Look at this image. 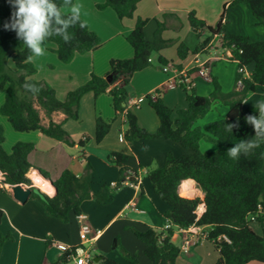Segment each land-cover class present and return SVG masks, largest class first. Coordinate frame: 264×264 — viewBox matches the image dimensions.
I'll return each instance as SVG.
<instances>
[{
	"label": "trees",
	"instance_id": "trees-1",
	"mask_svg": "<svg viewBox=\"0 0 264 264\" xmlns=\"http://www.w3.org/2000/svg\"><path fill=\"white\" fill-rule=\"evenodd\" d=\"M74 1L72 0L73 4ZM140 1L103 0L96 8L112 9L119 20L132 19ZM56 2L60 4L62 0ZM237 4L247 7L257 26L264 25V0H232L229 6ZM12 11L7 0H0V91L7 87L0 106V115L12 130L16 133L38 131L66 146L78 145L83 148L88 141L87 136L75 143L63 130L62 123L52 122L50 116L61 112L64 121L78 120V104L84 94L91 92L95 97L108 94L115 113H124L127 128L123 137L127 143L161 138L177 143L189 151L179 158L168 153L161 167L151 169L147 173L154 193L168 206L163 217L172 225L166 231L152 228L143 232L133 230L134 236L145 245L144 254L151 264H177L179 249L170 241L173 229L184 230L190 226L210 228L206 239L219 254L215 264L264 263V236L257 235L249 225L250 216H254L255 221L264 222V143L248 156L241 155L239 159H232L227 155V150L240 140H247L251 133L255 135L253 126L245 122V117L249 114L258 116L259 113L254 107L243 109V101L248 94L256 92L260 93L259 100H264V41L252 42L247 36L227 34L220 22L214 28L207 27L194 13H189L188 22L193 32L198 33L205 28L210 36H219L221 48L229 51L230 59L236 62L237 71L233 87L224 93L217 79L212 78L213 91L207 97H200L183 80L177 85L184 93L187 107L177 110L175 117L160 97L161 91L156 90L147 95L146 100L159 119V127L155 132H148L138 126L136 117L125 110V105L130 94L129 84L133 74L147 68L150 65L148 59H152L154 54L171 44L170 41L162 39V25L158 24L152 42H148L144 33L147 21L137 18L133 30L126 36V42L133 52L132 57L111 60L109 72L105 77L91 75L85 84L70 91L63 101H59L50 87L30 78L35 72L29 63L32 53L23 41L17 38L14 31L4 28ZM68 31L72 35L70 43H65L60 36L47 39L55 45L54 54L59 62L68 64L76 55L99 48V38L89 31L87 26L82 29L77 24ZM207 40L193 50L180 44L177 48L178 59L183 61L190 54L199 53ZM157 61L160 66L169 63L162 56H159ZM251 65V73L245 77L243 69ZM25 82L35 84L40 89L39 93L34 95L25 90ZM214 102L226 106L227 114L202 127L196 126V123L210 112ZM35 106L49 119L47 126L41 125ZM237 120L239 128L228 132L226 124L235 123ZM110 126L111 122L96 118V143L108 134ZM4 141L3 129L0 127V170L4 175L3 184L31 186L27 174L32 166L27 157L33 149V144L16 143L6 152L3 149ZM201 142L211 144L214 150L202 152ZM127 159L126 155L115 152L110 153L108 157L109 163L119 167L122 172L126 170ZM187 179L193 180L204 193L205 211L197 221L195 210L200 200L182 198L178 194L179 186ZM51 183L55 188V194L51 198L38 190L32 192L31 197L39 199L49 215L62 223H68L70 214L80 215V207L84 201L94 200L98 206L109 205L115 189L102 185L99 190L93 192L92 169L89 164L85 166L83 176L76 177L70 171L64 170L59 178ZM119 185L120 182L116 187ZM2 216L0 210V222ZM11 240L10 234L0 232V251L3 244ZM112 250H119L123 262L101 255L98 257V264H139L137 257L123 250L118 240L114 241ZM74 255L75 248H72L51 264H69Z\"/></svg>",
	"mask_w": 264,
	"mask_h": 264
},
{
	"label": "crops",
	"instance_id": "crops-1",
	"mask_svg": "<svg viewBox=\"0 0 264 264\" xmlns=\"http://www.w3.org/2000/svg\"><path fill=\"white\" fill-rule=\"evenodd\" d=\"M231 1L141 0L132 19L119 20L112 9L96 8L103 0H75L74 4L80 7L81 20L89 31L99 38L100 46L95 51L76 55L68 64L56 60L57 70H64V78L54 76L50 82L55 86L63 80L58 85L63 88L59 92V100L65 99L68 92L85 84L91 75L105 77L109 72L111 60L132 57L133 52L126 42V36L133 30L137 18L147 21L144 28L146 41L152 42L154 32L160 24L163 27L162 39L171 42L169 47L152 56V63L147 68L134 73L130 79V94L125 110L136 117L140 128L155 132L159 127V119L146 100V96L156 90L161 91L160 97L173 111V117L177 110L186 109L184 93L177 85L178 73L188 74L191 88L197 96L207 97L211 94L212 78L217 79L224 93L229 92L237 71L236 62L230 59L229 51L221 48L219 36H210L205 28L198 33L193 32L188 15L194 13L207 27L214 28L220 22L227 34L247 36L252 42L264 41V25H256V20L245 5L230 7ZM68 12L70 9H67L66 13ZM206 39L208 40L199 53L190 54L183 61L178 59L177 48L180 44L193 50ZM49 43L51 42L46 40L42 47L45 53L48 50L54 53L55 45ZM159 56L169 62L170 71H161L157 61ZM206 61H209L207 65L210 66L209 78H204L202 73L201 65ZM59 63L65 66H59ZM252 67L251 65L244 68L245 77L250 75ZM256 94L259 100V92L245 97L244 101L247 100L248 103H243V109L254 107L252 100ZM227 111L226 106L214 102L210 112L198 121L196 126L202 127L219 120ZM78 115V120L64 121V115L56 112L50 116V120L57 124L62 123L63 130L75 143L87 136L88 141L83 148L78 145L66 146L38 131L16 133L12 128H2L5 137L3 149L9 152L16 143L33 144V149L27 157L32 166L27 175L32 184L28 187L42 191L41 193L49 198L53 193L35 185L32 176L37 173L32 171L40 172L54 182L64 170L70 171L76 177L83 176L85 166L89 164L92 169L93 192L99 190L102 185L115 188L112 202L107 206H98L94 200L84 201L80 207V215L70 214L68 223H62L49 215L39 199L30 196L24 203H19L12 197L8 185L0 187V210L3 213L0 232L8 233L12 237V240L4 243L1 248L0 264H51L63 254L56 249L54 243L69 250L82 246L92 257V264H98V257L101 255L123 262L119 250H112L115 240H118L123 250L135 255L139 264H151L144 254L145 245L134 236L133 230L143 232L152 228L161 231L165 223L163 214L168 210V206L154 193L147 173L151 169L161 167L168 153L179 158L189 151L177 143L161 138L127 143L123 137L127 128L124 113H115L108 94L97 97L91 92L84 94L79 100ZM39 116L41 125L47 126L49 119L40 113ZM97 117L111 122L108 134L99 143L94 139ZM200 150L213 151L214 147L207 142H201ZM113 152L128 157L125 171L122 172L119 167L109 163V154ZM119 182V187H116ZM178 194L186 199H204V193L191 179L181 183ZM79 216L84 219L81 221ZM83 224L89 226V233H82ZM249 225L257 235L264 236V222L253 221ZM209 231V227H194L193 231L173 229L170 241L179 249L177 264H215L219 254L205 237ZM186 240L190 245L188 252L183 253L181 247Z\"/></svg>",
	"mask_w": 264,
	"mask_h": 264
},
{
	"label": "clouds",
	"instance_id": "clouds-1",
	"mask_svg": "<svg viewBox=\"0 0 264 264\" xmlns=\"http://www.w3.org/2000/svg\"><path fill=\"white\" fill-rule=\"evenodd\" d=\"M13 11L10 20L5 22L4 28L16 33L19 40L23 41L27 49L34 56L44 54L42 45L53 37L60 36L65 43H70L72 35L69 28L79 24L80 28H85L86 24L81 21L80 7L72 3V0H62L58 4L56 0H7ZM62 8L70 9V12H62ZM24 89L38 94L40 89L35 85L25 82ZM243 103L247 104L245 100ZM254 108L259 115H247L245 122L254 128V138L240 140L233 147L227 150V155L232 159H239L240 156L248 155L254 149L264 143V100H258ZM234 128H239V121L226 124V130L232 132Z\"/></svg>",
	"mask_w": 264,
	"mask_h": 264
},
{
	"label": "built area",
	"instance_id": "built-area-1",
	"mask_svg": "<svg viewBox=\"0 0 264 264\" xmlns=\"http://www.w3.org/2000/svg\"><path fill=\"white\" fill-rule=\"evenodd\" d=\"M148 63H152V59L149 58L148 59ZM209 64V61H206L204 63H202V70H203V76L204 78H209V70H210V66L207 65ZM171 70V66L170 65H166V66H161V71L166 73L168 71ZM243 73L245 74V70L243 69ZM189 76L186 72H181L177 74V80L178 83H181L184 80V83L189 84ZM191 87V85H190ZM4 182V175L0 170V187H4L6 185L3 184ZM205 211V205L203 201H200L199 204L196 207L195 210V215H196V221L202 216V214ZM81 221L84 219V217L79 216L78 217ZM255 221V217L254 216H250L249 217V222H253ZM172 227L171 223L169 221L165 220L164 226L162 228L163 231H166L168 229H170ZM195 226H190L189 228H187V231H193ZM81 231L82 233L86 234L89 233V226L86 224H83L81 226ZM207 237V235L205 236ZM190 245V242L188 240H186L182 247H181V252L183 253H187L188 252V246ZM54 246L56 247V249H58L61 253H65L67 251H69L68 248H66L65 246H62L58 243H54ZM93 263V259L90 256L89 252L87 250H85L82 246H78L75 247V255L72 257L71 262L69 264H92Z\"/></svg>",
	"mask_w": 264,
	"mask_h": 264
},
{
	"label": "rangeland",
	"instance_id": "rangeland-1",
	"mask_svg": "<svg viewBox=\"0 0 264 264\" xmlns=\"http://www.w3.org/2000/svg\"><path fill=\"white\" fill-rule=\"evenodd\" d=\"M66 11H67V9H62V12L66 13ZM49 44H51V43H49ZM56 60L57 59H56L55 54L52 53L50 50H48V52H46V53L44 51V54L41 56H34V58L29 60V63L31 64V66L35 70L34 74L30 78L34 81H37L40 83H45L48 87H50L54 91L56 99L59 100V92H61L63 90V88H59L62 86H58V85H60L63 82V80H62V82L60 81V83H58V85H55V86H54V84H52V82H50L53 80L54 76H60L62 79L64 78V76H63L64 70H62V69H60L61 71L57 70V68H58L57 62L58 61H56ZM59 66H65V65H61L59 63ZM6 89H7V87H4L0 91V106L4 100ZM63 99H61L59 101H63ZM257 101H258V94H256L254 96L252 103L255 104ZM35 107L38 109L41 116L44 117V112L38 106H35ZM0 127L1 128H11L10 125L6 122L5 118L2 117L1 115H0ZM250 136L251 137H249V139L254 138L253 133H251Z\"/></svg>",
	"mask_w": 264,
	"mask_h": 264
},
{
	"label": "water",
	"instance_id": "water-1",
	"mask_svg": "<svg viewBox=\"0 0 264 264\" xmlns=\"http://www.w3.org/2000/svg\"><path fill=\"white\" fill-rule=\"evenodd\" d=\"M36 172L37 175L45 180L49 186L53 190V195L55 194V188L53 187L51 181L47 178H44L39 172L37 171H32ZM9 190L11 191L12 197L18 201L19 203H24L32 194V192H37L38 189L32 190L31 187H28L27 185H15V186H9ZM39 191V190H38ZM96 262L98 261L97 259L95 260Z\"/></svg>",
	"mask_w": 264,
	"mask_h": 264
},
{
	"label": "bare ground",
	"instance_id": "bare-ground-1",
	"mask_svg": "<svg viewBox=\"0 0 264 264\" xmlns=\"http://www.w3.org/2000/svg\"><path fill=\"white\" fill-rule=\"evenodd\" d=\"M32 179L35 183L36 186L40 187L41 189H43L46 192H51L53 193L52 188L49 186V184L42 180L39 176H37L36 174L32 176Z\"/></svg>",
	"mask_w": 264,
	"mask_h": 264
}]
</instances>
